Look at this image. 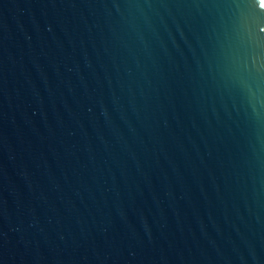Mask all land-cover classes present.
I'll list each match as a JSON object with an SVG mask.
<instances>
[{
  "label": "water",
  "instance_id": "95a60500",
  "mask_svg": "<svg viewBox=\"0 0 264 264\" xmlns=\"http://www.w3.org/2000/svg\"><path fill=\"white\" fill-rule=\"evenodd\" d=\"M0 264H264V0H0Z\"/></svg>",
  "mask_w": 264,
  "mask_h": 264
}]
</instances>
